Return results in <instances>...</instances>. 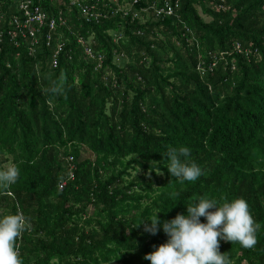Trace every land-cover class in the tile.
I'll list each match as a JSON object with an SVG mask.
<instances>
[{"label": "trees", "instance_id": "16d2710c", "mask_svg": "<svg viewBox=\"0 0 264 264\" xmlns=\"http://www.w3.org/2000/svg\"><path fill=\"white\" fill-rule=\"evenodd\" d=\"M152 1L163 5L118 0L125 15L110 0H34L65 21L53 67L48 23L36 45H16V1L0 0V167L20 169L0 189V219L30 218L23 264H151L144 256L168 240L162 223L186 216L193 196L244 198L257 244L221 240L219 251L264 264V0H179L166 17L143 10ZM77 2L95 4L98 21L85 22ZM77 37L103 55L98 69ZM61 73L64 92L53 94ZM169 146L191 149L203 175L172 177ZM156 213L151 235L141 223Z\"/></svg>", "mask_w": 264, "mask_h": 264}, {"label": "clouds", "instance_id": "9594fccd", "mask_svg": "<svg viewBox=\"0 0 264 264\" xmlns=\"http://www.w3.org/2000/svg\"><path fill=\"white\" fill-rule=\"evenodd\" d=\"M65 81L66 76L61 73L59 80L53 81L48 91L62 94ZM190 154L191 149L185 146H169L166 152L169 160L167 171L181 183L195 182L203 175L202 169L189 161ZM162 174L160 172L159 175ZM19 176L20 169L15 164L0 171V189L8 190ZM191 199L194 203L187 205L186 216L177 214L175 218L162 223L168 240L154 252L146 254L145 260L151 264H231L227 254L219 251L221 240L238 242L246 249L257 244V232L261 226L254 221L244 198L223 203L205 196H193ZM157 213L141 223L151 235H156L161 225ZM201 217H205L207 222L202 223ZM31 229L30 218L22 211L0 219V264H23L17 241L25 231Z\"/></svg>", "mask_w": 264, "mask_h": 264}, {"label": "built area", "instance_id": "2783aa9c", "mask_svg": "<svg viewBox=\"0 0 264 264\" xmlns=\"http://www.w3.org/2000/svg\"><path fill=\"white\" fill-rule=\"evenodd\" d=\"M18 15L13 16L10 21V26L12 27V34L10 40L15 42L18 45L17 40H29L31 45H36L38 43V35L42 32L43 27L46 23H48V32L45 36V44L47 47L52 48L51 54V61L52 66L55 67L57 65L58 56L62 49V43L55 42L53 35H54V28L55 23L58 20L61 24H64L65 21L63 17L59 16L56 18L48 17L44 12L40 10L38 5L34 3V0H15ZM113 4L116 5L113 13L117 14L123 12L125 15L127 14V10L118 3V0H110ZM150 2V0H131L132 5L140 4L141 2ZM179 0H163V5L156 4L155 1H152L148 4V7L143 8L144 11H151L156 16H170L175 14L176 10L179 8ZM81 2H77L76 5L81 12L82 17L84 18L85 22L90 23L91 21H98V17L101 14L94 12L95 4H80ZM34 4V5H33ZM130 4V3H129ZM73 5V2H72ZM137 17V13L132 15V19ZM18 38V39H16ZM0 39L2 37L0 36ZM55 42V43H54ZM77 43L82 47L84 55L96 61L95 69H98L103 64V55L94 53L91 49L90 45L85 42L81 37H77ZM31 48V47H30ZM236 51H240L239 46L235 47ZM215 61H212L209 67H214ZM201 68V65L198 66Z\"/></svg>", "mask_w": 264, "mask_h": 264}, {"label": "rangeland", "instance_id": "374dc122", "mask_svg": "<svg viewBox=\"0 0 264 264\" xmlns=\"http://www.w3.org/2000/svg\"><path fill=\"white\" fill-rule=\"evenodd\" d=\"M11 164L10 163H7V164H3L0 169L1 170H6L8 166H10Z\"/></svg>", "mask_w": 264, "mask_h": 264}]
</instances>
